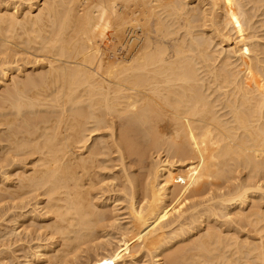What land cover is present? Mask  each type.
Returning a JSON list of instances; mask_svg holds the SVG:
<instances>
[{
	"label": "bare ground",
	"instance_id": "1",
	"mask_svg": "<svg viewBox=\"0 0 264 264\" xmlns=\"http://www.w3.org/2000/svg\"><path fill=\"white\" fill-rule=\"evenodd\" d=\"M0 264H264V0H0Z\"/></svg>",
	"mask_w": 264,
	"mask_h": 264
}]
</instances>
